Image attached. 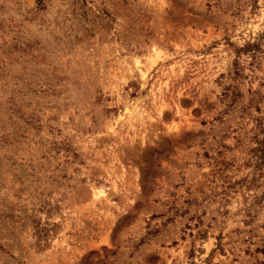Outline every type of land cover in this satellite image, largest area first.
I'll return each mask as SVG.
<instances>
[{
    "label": "rangeland",
    "instance_id": "obj_1",
    "mask_svg": "<svg viewBox=\"0 0 264 264\" xmlns=\"http://www.w3.org/2000/svg\"><path fill=\"white\" fill-rule=\"evenodd\" d=\"M0 264H264V0H0Z\"/></svg>",
    "mask_w": 264,
    "mask_h": 264
}]
</instances>
